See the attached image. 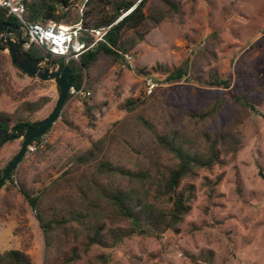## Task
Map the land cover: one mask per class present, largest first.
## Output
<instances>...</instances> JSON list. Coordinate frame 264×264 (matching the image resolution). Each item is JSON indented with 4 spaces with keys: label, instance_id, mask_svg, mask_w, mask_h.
<instances>
[{
    "label": "rangeland",
    "instance_id": "1",
    "mask_svg": "<svg viewBox=\"0 0 264 264\" xmlns=\"http://www.w3.org/2000/svg\"><path fill=\"white\" fill-rule=\"evenodd\" d=\"M85 0H71V17L81 13ZM176 9L150 0L146 13H164L130 51V65L122 57L102 56L89 68L83 85L93 105L92 118L82 99L68 97L49 129L46 145L23 156L15 168L13 185L0 187V253L19 249L32 264H264V0H172ZM71 18V19H72ZM72 20L64 24H72ZM186 66L187 75L165 83L168 72ZM144 69L148 76L138 70ZM229 87L209 83L213 74ZM155 86L149 89L147 78ZM53 80L31 77L12 64L0 49V111L28 121L47 117L58 98ZM48 100L33 112L25 102ZM127 98L143 99L134 111L121 108ZM241 99L252 108L239 101ZM218 104L214 114L201 113ZM145 119L151 130L141 123ZM179 131L206 149L203 133L229 130L240 147L225 152L224 162L199 169L194 179L190 210L178 233L162 237L133 235L113 247L85 248L87 226L95 219L106 228L124 227L104 196L118 190L137 194L148 190L142 183L114 172L101 171L100 162L156 176L174 167L176 158L163 150L155 133ZM21 139L0 147V171L17 153ZM94 149L93 158L75 161ZM220 180L208 196L204 180ZM19 181L39 195V211L65 223L44 234L37 212L19 192ZM86 214L83 223L76 213ZM105 254L107 263L97 256Z\"/></svg>",
    "mask_w": 264,
    "mask_h": 264
},
{
    "label": "trees",
    "instance_id": "2",
    "mask_svg": "<svg viewBox=\"0 0 264 264\" xmlns=\"http://www.w3.org/2000/svg\"><path fill=\"white\" fill-rule=\"evenodd\" d=\"M150 0H85L81 13L75 17H71V0H24L25 17L30 22L46 23L54 21L56 23H66L69 21L81 22L82 33L81 39L90 43L94 37L89 33L91 29H106L103 40L97 41L92 47L84 51L78 60H71L65 63L61 58L53 56L36 45H31L26 52L35 59H43L50 57L60 65L67 64L71 69L73 77V86L79 88L83 84L84 76L89 68L102 56L111 57L113 60L121 58L122 53L130 51L138 42H140L150 26L156 25L164 13H146L144 8ZM163 4H167L168 8L176 9V3L172 0H159ZM72 18V19H71ZM10 22L18 25L14 17L8 15L6 11L0 7V23ZM151 24V25H150ZM150 25L146 29L144 26ZM16 67V66H15ZM46 67V66H44ZM187 67H177L168 72L164 82H178L187 75ZM138 72L143 76H148V72L139 69ZM209 83L215 86L229 87L228 80L220 79L215 73L212 75ZM69 97V96H68ZM48 99L43 97L38 102H25L23 110L25 112H33L44 106ZM239 101H242L239 99ZM143 99L127 98L121 105L122 109L128 112L134 111ZM85 114L92 118L93 105L82 99ZM245 106L252 108L246 102ZM218 109V104L201 113L190 112L191 117L203 120L211 116ZM40 120L28 121L24 117H14L13 115L0 111V127L9 129L19 123L36 124ZM141 123L151 130V125L141 119ZM155 133L156 141L159 146L166 152L172 154L177 163L174 167H168L165 171L159 172L156 176H151L148 172H133L120 166L111 165L105 161L98 164V168L105 172L119 173L129 176L144 183L150 179V184L154 186L153 201L149 199V191L144 190L137 194L130 190H118L107 193L103 191L104 196L114 207L116 215L128 221L124 227L106 228L104 222L95 219L92 224L87 226L85 236V248L91 245H99L101 247H113L119 244L124 238L133 235H152L156 238L162 237L167 232L178 233L180 231V223L184 216L190 210V200L194 194V184L187 181L186 178L194 179L199 169H210L216 164L224 162L222 155L231 151L235 153L240 143L236 134L229 130H221L215 133L204 132L203 139L206 143V149L201 150L195 145L194 141L179 131H171L169 133ZM94 149L88 150L85 154L78 156L75 161L84 162L93 158ZM15 156V155H14ZM13 156V157H14ZM13 157L5 164L0 171V178L4 170L8 167ZM12 170L4 181L13 185ZM220 180L217 177L214 181L204 180L205 186L208 187L207 194L212 196L214 186ZM19 192L28 199L30 205L36 210L37 218L45 235H49L53 229L65 223V219H53L47 217L43 211L38 210L37 201L39 195L25 186V183L19 181ZM77 220L83 223L86 214L76 213ZM101 263H107L108 257L105 254L97 256ZM209 264H213L209 255L203 259ZM0 264H32L31 257L19 250L8 249L0 253Z\"/></svg>",
    "mask_w": 264,
    "mask_h": 264
},
{
    "label": "water",
    "instance_id": "3",
    "mask_svg": "<svg viewBox=\"0 0 264 264\" xmlns=\"http://www.w3.org/2000/svg\"><path fill=\"white\" fill-rule=\"evenodd\" d=\"M22 43L23 37L17 24L10 22L0 23V49L7 52L12 64L31 77H36L42 81L53 80L59 89V95L51 113L36 124L19 123L9 129L0 127V147L6 142L21 139L19 150L1 175L0 187L10 172L15 170L23 159L28 143L42 135L54 124L66 102L69 88L73 84L71 69L67 64L60 65L50 57L43 59L32 58L23 49Z\"/></svg>",
    "mask_w": 264,
    "mask_h": 264
},
{
    "label": "built area",
    "instance_id": "4",
    "mask_svg": "<svg viewBox=\"0 0 264 264\" xmlns=\"http://www.w3.org/2000/svg\"><path fill=\"white\" fill-rule=\"evenodd\" d=\"M0 7L18 22L23 37L22 47L24 50L31 45H36L45 52L61 58L65 63L78 60L84 51L92 47L97 41L103 40V35L106 33V29L89 30L94 40L88 43L81 39L83 28L80 21L72 24L56 23L54 21H47L46 23L30 22L25 17L24 0H0ZM121 57L126 65H130V53H122ZM146 84L149 89L155 86L151 77L147 78ZM88 94L89 92L83 84L79 88L72 85L68 91V96L80 99H84ZM49 129L28 143L24 156H28L46 145L49 139Z\"/></svg>",
    "mask_w": 264,
    "mask_h": 264
}]
</instances>
